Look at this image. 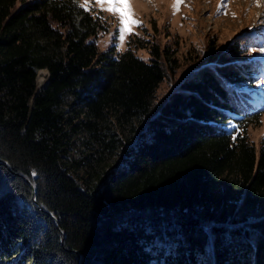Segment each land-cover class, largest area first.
<instances>
[{"label": "trees", "instance_id": "obj_1", "mask_svg": "<svg viewBox=\"0 0 264 264\" xmlns=\"http://www.w3.org/2000/svg\"><path fill=\"white\" fill-rule=\"evenodd\" d=\"M108 30L80 0H0V264H264V61L211 46L158 104L164 51Z\"/></svg>", "mask_w": 264, "mask_h": 264}, {"label": "rangeland", "instance_id": "obj_2", "mask_svg": "<svg viewBox=\"0 0 264 264\" xmlns=\"http://www.w3.org/2000/svg\"><path fill=\"white\" fill-rule=\"evenodd\" d=\"M80 2L86 8L101 11L108 19L109 30L98 40L102 50L115 47L121 53L131 47L146 62L153 57L147 41L158 44L164 51L167 65L173 69L157 91L158 104L185 73L208 62L211 46H215L218 55L235 41L241 46L242 62L264 61V0H182L178 10H175L176 0H130L132 19L139 23L131 26V34H126L122 42L118 37L122 27L118 16L102 10L94 0ZM47 74V70L37 71L39 86ZM248 89L255 92L254 96L264 106V77ZM246 133L259 151L264 146V114L249 119ZM81 147L78 143L73 151L75 157H81ZM115 161L113 158L110 164Z\"/></svg>", "mask_w": 264, "mask_h": 264}, {"label": "snow or ice", "instance_id": "obj_3", "mask_svg": "<svg viewBox=\"0 0 264 264\" xmlns=\"http://www.w3.org/2000/svg\"><path fill=\"white\" fill-rule=\"evenodd\" d=\"M101 5L102 10L118 16L122 25L118 31L119 42L125 39L126 34H131V26L137 25L139 22L132 19L134 15L131 11L130 0H94ZM182 0H176L175 10H178ZM223 14H227L226 12ZM235 18V17H234Z\"/></svg>", "mask_w": 264, "mask_h": 264}]
</instances>
